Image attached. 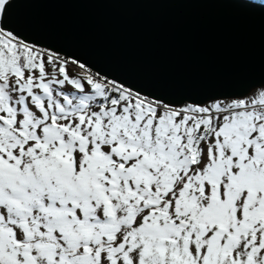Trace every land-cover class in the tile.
Returning a JSON list of instances; mask_svg holds the SVG:
<instances>
[{
    "label": "rangeland",
    "instance_id": "obj_1",
    "mask_svg": "<svg viewBox=\"0 0 264 264\" xmlns=\"http://www.w3.org/2000/svg\"><path fill=\"white\" fill-rule=\"evenodd\" d=\"M0 30V264H264V87L169 106Z\"/></svg>",
    "mask_w": 264,
    "mask_h": 264
},
{
    "label": "water",
    "instance_id": "obj_2",
    "mask_svg": "<svg viewBox=\"0 0 264 264\" xmlns=\"http://www.w3.org/2000/svg\"><path fill=\"white\" fill-rule=\"evenodd\" d=\"M0 26L169 106L264 87V4L251 0H7Z\"/></svg>",
    "mask_w": 264,
    "mask_h": 264
},
{
    "label": "bare ground",
    "instance_id": "obj_3",
    "mask_svg": "<svg viewBox=\"0 0 264 264\" xmlns=\"http://www.w3.org/2000/svg\"><path fill=\"white\" fill-rule=\"evenodd\" d=\"M75 63H77V62H75ZM77 64H79V63H77ZM73 65H74V63H73ZM79 65H81V64H79ZM81 66H82V65H81ZM73 67H74V66H73ZM75 67L79 69L80 66L75 65ZM82 67H83V66H82ZM78 69H77V70H78ZM82 69H83V68H82Z\"/></svg>",
    "mask_w": 264,
    "mask_h": 264
},
{
    "label": "built area",
    "instance_id": "obj_4",
    "mask_svg": "<svg viewBox=\"0 0 264 264\" xmlns=\"http://www.w3.org/2000/svg\"><path fill=\"white\" fill-rule=\"evenodd\" d=\"M2 33V31L0 30V34ZM127 89V88H126ZM129 90V89H128Z\"/></svg>",
    "mask_w": 264,
    "mask_h": 264
}]
</instances>
